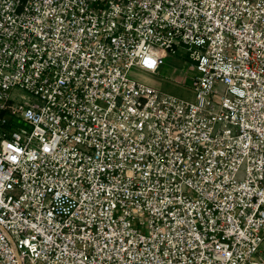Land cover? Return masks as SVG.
Wrapping results in <instances>:
<instances>
[{
    "label": "built area",
    "instance_id": "2783aa9c",
    "mask_svg": "<svg viewBox=\"0 0 264 264\" xmlns=\"http://www.w3.org/2000/svg\"><path fill=\"white\" fill-rule=\"evenodd\" d=\"M0 264H264V0H0Z\"/></svg>",
    "mask_w": 264,
    "mask_h": 264
},
{
    "label": "rangeland",
    "instance_id": "374dc122",
    "mask_svg": "<svg viewBox=\"0 0 264 264\" xmlns=\"http://www.w3.org/2000/svg\"><path fill=\"white\" fill-rule=\"evenodd\" d=\"M161 54L163 65L156 74H150L133 67L128 72V78L178 99L194 101L195 95L191 88V80L194 74L184 48H180L176 55L168 51H161ZM21 97L32 101V97L24 91L19 89L11 90L10 98L15 102L20 101Z\"/></svg>",
    "mask_w": 264,
    "mask_h": 264
}]
</instances>
